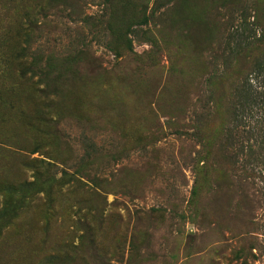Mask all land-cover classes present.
<instances>
[{"label":"rangeland","instance_id":"1","mask_svg":"<svg viewBox=\"0 0 264 264\" xmlns=\"http://www.w3.org/2000/svg\"><path fill=\"white\" fill-rule=\"evenodd\" d=\"M263 49L264 0H0V264H264Z\"/></svg>","mask_w":264,"mask_h":264},{"label":"trees","instance_id":"2","mask_svg":"<svg viewBox=\"0 0 264 264\" xmlns=\"http://www.w3.org/2000/svg\"><path fill=\"white\" fill-rule=\"evenodd\" d=\"M253 21L254 23L251 24L252 29L259 28V19L257 17H254ZM240 25L244 30H241V33L239 34L238 37L240 40L245 42L246 37L244 36V34L245 32H247L246 28L251 32L253 30H250L249 28L250 26L246 24V17L244 16L243 17L240 16ZM242 46L243 45H238V47L236 48L235 57L240 56L241 54H245V51H246V49L244 48L245 46L244 47ZM230 56H231V53L229 52L226 53V57H225L226 62L229 60ZM238 84L239 85L237 87L236 92H238L237 94H238L239 100L243 101V104L247 105V103L251 104V102L254 104L253 100L256 99L257 104L259 102V106L261 108V109H258V108L256 109L261 111L260 117H263V118H260V119H264V108H263L264 107V51L262 53H258L255 61H253L251 65L250 73L242 77ZM203 122H204V117L203 118L200 117L199 119L195 120L196 129L198 128V131L196 130V133L194 134L195 137L197 136V134H199L201 130L199 127L200 125H202ZM183 128H184L183 126L179 127L177 132H181ZM253 148L254 147H250L249 145H247L246 147V149H248V153H251L253 151ZM242 149H244V146L241 148V150ZM227 150H228V147L224 151V154L226 155L228 154ZM235 176L236 175H233L232 173H230L229 176H227V174L225 173L223 177H221V181L223 182L222 184L231 183V186L235 190H237L238 192H242V194H244L243 190L239 188L240 182L234 183ZM216 187H220L218 182L216 183ZM242 199L247 200L245 196H242Z\"/></svg>","mask_w":264,"mask_h":264}]
</instances>
